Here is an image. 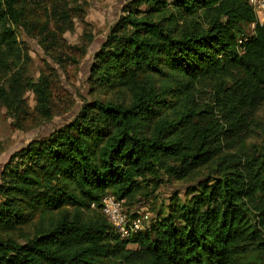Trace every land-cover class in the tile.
Segmentation results:
<instances>
[{
	"label": "trees",
	"instance_id": "obj_1",
	"mask_svg": "<svg viewBox=\"0 0 264 264\" xmlns=\"http://www.w3.org/2000/svg\"><path fill=\"white\" fill-rule=\"evenodd\" d=\"M80 1L0 0V103L15 118L27 91L54 115L50 75L27 76L15 28L62 64L55 33ZM89 73L115 97L5 165L0 264H264V133L250 142L264 132V23L248 0H130ZM174 181L184 191L141 231L122 236L102 212L107 195L127 212Z\"/></svg>",
	"mask_w": 264,
	"mask_h": 264
},
{
	"label": "rangeland",
	"instance_id": "obj_2",
	"mask_svg": "<svg viewBox=\"0 0 264 264\" xmlns=\"http://www.w3.org/2000/svg\"><path fill=\"white\" fill-rule=\"evenodd\" d=\"M129 1L81 0L77 7L73 5L76 7L71 12L73 28L61 36L59 32L55 33L58 41L56 48H59V52L56 51L53 55H60V58L64 60L61 61L62 64H58L49 57L40 43V38L29 37L22 29L15 28L21 44L28 49L29 58L24 59L23 62L27 76L38 80L43 71L50 75L54 115L51 120L41 115L37 110L36 95L33 91H27L24 95L26 114L21 115L20 119L11 115L8 109L0 103V183L5 165L11 162L15 151L27 146L33 139L48 135L54 129L72 120L82 105L92 97L101 96L105 99L115 97L102 87L91 92L89 71L95 52L104 41L110 27L123 14V7ZM54 27L53 22L49 24L50 30ZM247 30L250 28L247 27ZM55 38L48 39V44H51ZM73 47H78L79 51ZM83 49L85 53L81 55L80 51ZM68 57H74L79 62L72 63ZM258 117L264 126V106L258 112ZM263 133L257 130L250 142H261ZM176 190L184 191V182L174 181L173 184L166 182L157 190L156 200L145 199L129 209L126 208L127 212L129 216L140 215L139 217L144 221V227H148L158 217L159 211L165 210L164 206ZM134 217L131 219H135Z\"/></svg>",
	"mask_w": 264,
	"mask_h": 264
},
{
	"label": "built area",
	"instance_id": "obj_3",
	"mask_svg": "<svg viewBox=\"0 0 264 264\" xmlns=\"http://www.w3.org/2000/svg\"><path fill=\"white\" fill-rule=\"evenodd\" d=\"M257 15V21L264 23V0H248ZM254 27V24L251 25ZM102 212L108 217L122 236L143 230L144 221L141 217L131 219L124 211L122 201L113 195H107L102 200Z\"/></svg>",
	"mask_w": 264,
	"mask_h": 264
}]
</instances>
